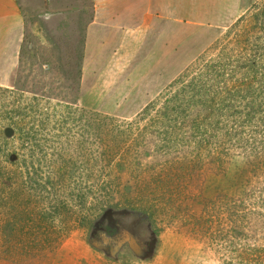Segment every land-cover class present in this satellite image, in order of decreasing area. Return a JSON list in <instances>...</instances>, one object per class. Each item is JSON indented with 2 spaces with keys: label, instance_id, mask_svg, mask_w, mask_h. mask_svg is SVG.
Returning a JSON list of instances; mask_svg holds the SVG:
<instances>
[{
  "label": "rangeland",
  "instance_id": "1",
  "mask_svg": "<svg viewBox=\"0 0 264 264\" xmlns=\"http://www.w3.org/2000/svg\"><path fill=\"white\" fill-rule=\"evenodd\" d=\"M245 1L208 47L157 54L148 30L132 40L148 52H99V68L90 0H19L20 67L0 85V264H264V94L250 123L235 94L259 78L244 66L264 51V0ZM202 85L210 105L170 124L164 109Z\"/></svg>",
  "mask_w": 264,
  "mask_h": 264
},
{
  "label": "crops",
  "instance_id": "2",
  "mask_svg": "<svg viewBox=\"0 0 264 264\" xmlns=\"http://www.w3.org/2000/svg\"><path fill=\"white\" fill-rule=\"evenodd\" d=\"M90 1L94 13L84 28L85 56L89 49L96 52L94 58L99 68L104 65V57L99 52L113 55L148 52L149 46H138L137 49L132 42L148 30L154 31L153 39L157 40L152 48L157 54L185 51V47L188 52H196L208 47L216 39V28L237 20L247 3L245 0ZM23 14L19 0H0V85L12 83L13 75L20 67L19 52L25 36ZM97 76L93 81L96 85L99 83ZM85 79L87 77L82 76L81 94ZM130 92L121 90L124 94ZM123 115H130L128 109Z\"/></svg>",
  "mask_w": 264,
  "mask_h": 264
},
{
  "label": "trees",
  "instance_id": "3",
  "mask_svg": "<svg viewBox=\"0 0 264 264\" xmlns=\"http://www.w3.org/2000/svg\"><path fill=\"white\" fill-rule=\"evenodd\" d=\"M223 68H226V66H222ZM221 68V67H220ZM248 70L249 72H255L259 78H255V82L250 83L249 81L247 82H242L240 89L235 90V94L240 96V100L244 101L246 104V108H248L249 102H250V107L251 109L247 112L245 116V120L247 121L246 123H250L255 120V117L253 113L255 112V109L259 103V98L260 94H264V51H259L257 53H254L253 55H250L248 58H246V64L244 66V70ZM219 73V72H218ZM240 73V72H239ZM220 76V75H218ZM191 91L189 92L188 95H183L182 98L179 99V111H177L173 116H170V113L168 108L164 109L166 114L167 120H169V123H177L179 119H184L186 116L189 114V109L191 108L192 104H200L202 105L203 109L204 107L210 105L208 98L203 101V99H200L201 95H205L206 93L208 94V91L211 92L212 90H207L205 86H201L197 91L195 90V86L192 88H189ZM196 95H195V93ZM262 92V93H260ZM185 93V92H183ZM203 97V96H202ZM261 108V107H258ZM97 116V115H96ZM170 117V118H169ZM204 123L201 121L198 123L199 125ZM261 124V121L259 122ZM165 124V121H164ZM196 124V123H195ZM194 124V125H195ZM194 127V126H193ZM212 132H209L211 134Z\"/></svg>",
  "mask_w": 264,
  "mask_h": 264
}]
</instances>
